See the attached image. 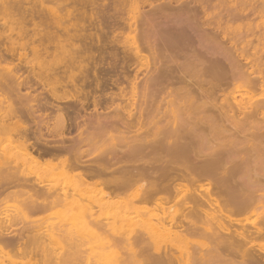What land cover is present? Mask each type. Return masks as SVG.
<instances>
[{
	"label": "bare ground",
	"instance_id": "6f19581e",
	"mask_svg": "<svg viewBox=\"0 0 264 264\" xmlns=\"http://www.w3.org/2000/svg\"><path fill=\"white\" fill-rule=\"evenodd\" d=\"M20 2L0 0V13L23 23ZM191 10L181 14L178 32L171 26L167 28L171 32L161 30L160 42L163 49L169 46L170 60L142 87L132 82L126 107L120 104L109 121L99 109L85 118L78 144H86L87 153L100 157V162L81 159L70 145L73 151L67 154L62 153L67 150L64 145L53 146L54 151L38 145L65 139L69 121L80 115L75 106L86 110L89 65L76 61L72 48L59 45L57 56L47 47L31 48L39 56L56 58L36 66L25 61L26 43L16 48L0 32V43L8 42L0 44L4 254L41 255L47 264H72L78 256L87 258L92 244L98 243L99 264L103 255L111 258L107 264H264V252L254 249L256 241L264 239V100L247 105L227 92L234 84L264 88V62L246 56L251 65L241 64L248 52L240 51L238 61L234 52L222 49L217 35L204 30L198 12ZM9 22L0 16V26ZM37 35L34 31L32 43L43 45L48 40L34 39ZM92 71L96 87L104 91V80L96 67ZM37 145L40 150L35 154ZM177 205L182 207L179 216L170 212ZM249 212L259 219L247 226L241 217ZM163 234L172 237L168 247L146 252L143 238ZM191 235L209 242L193 243ZM125 241L129 252L121 258L115 246Z\"/></svg>",
	"mask_w": 264,
	"mask_h": 264
},
{
	"label": "rangeland",
	"instance_id": "374dc122",
	"mask_svg": "<svg viewBox=\"0 0 264 264\" xmlns=\"http://www.w3.org/2000/svg\"><path fill=\"white\" fill-rule=\"evenodd\" d=\"M183 4L184 6H182ZM188 8L193 9L191 10L192 14L198 12L196 15H198L197 18L203 25L204 30L208 33L217 35L219 41L221 40L220 44H222V49L231 50L229 53L234 52L233 54L236 57L237 55L241 57L240 51L244 49V51L248 52V55H245L243 60V57H241V64L243 63L246 65L249 63L251 65L250 62L252 60L248 58L264 62V0H21L19 10L24 17V19L22 18V20H24L23 23H20L17 17L1 12L0 16L10 22L7 27L0 26V32L3 31L5 38L7 36V40H13L16 43V48L20 49V44L26 43L24 47L27 48L26 52L28 56L25 57V61H29L36 66L44 65L47 62L54 63L56 61L55 57L46 56L45 58L44 56L46 54L44 56H39L35 52H32L31 48L43 49L47 47L50 53L53 52V54L57 56L59 55V53H57L59 50L56 51V46L67 45L72 48L73 51L77 52L76 61H83V64H88L90 68L87 77L88 80L86 79L88 83L86 89L90 90L87 107L86 110H84L80 105L75 106V109H80V115H73V118L69 121L70 124L65 132L66 140L60 139L59 141V138H57L56 142V139H49L48 141H43V143L38 142V145H45L44 143L46 142V144L53 143L64 145L65 141L69 140L72 142L71 148L73 146L75 152L78 151L82 154L81 159H94L92 161L98 162L102 161L100 157L99 159H95L94 155L87 153L86 148H88V146L86 144H78V135L81 129L84 128V121L87 120L85 118L94 116L96 110L99 109L98 111L102 112L109 121V119L112 120V118H115L116 108L120 104L126 107L130 102L128 98L132 95V82H137L140 87H142L145 85L147 78L153 76L155 72H157L159 66L162 68L164 64L167 63V59L168 61L170 60L171 52L170 49H168L169 46H164L169 50L166 52L165 48L163 49L164 43H161L163 42V40H161L163 39L162 31L164 29L165 31L168 30L169 26H171L172 32H178V28H182L178 23L179 18L181 14L183 16V14L186 13L185 11H188ZM56 14L59 18L56 17ZM175 20L177 22H175ZM34 31L38 33L34 39L47 37L48 40L45 41L43 45H39V42L32 43L30 38ZM168 31L171 32L170 30ZM160 33L161 36H159ZM7 40H2L0 44H3L2 46L8 45V42H6ZM155 47H158L156 48L158 53H156L157 50ZM246 56L248 58H246ZM238 57L237 59L240 61ZM15 62H17V60ZM95 67L98 76L104 80V91L96 87L97 76L92 71ZM125 67L126 69H124ZM25 70L26 68L23 67L22 71ZM80 80H83V77H80ZM244 86L243 84L231 85L227 92H229V95L235 96L239 102L247 105L253 104L254 102L256 104V102L264 100L263 87H259L255 90ZM26 90V88L23 89V92ZM120 94L125 95V98H121ZM94 101H96L97 107L94 106ZM56 104L65 106V103ZM127 108L129 111L131 110L130 107ZM48 111L52 114L55 113L52 109L43 110L45 113ZM125 115L128 119H132L130 114ZM116 124L120 126V123L116 122ZM75 134L77 136L70 137V135ZM74 139L77 140L76 144ZM82 147L84 148L82 149ZM40 148L43 149L42 145ZM40 148L38 147L35 150V154H37ZM63 151V154L69 153L68 150ZM72 151L71 149L70 153ZM116 151L117 150H115V152ZM114 154L116 155L117 152L113 153V157L116 158ZM85 156L86 158H84ZM181 208L180 205H177L172 208L170 212L171 214H178L177 216H179ZM251 213L252 212L246 213L241 217L244 225L249 226L259 219L257 213ZM121 226L123 225H119V228H122ZM126 228H128L127 225H124L122 229L125 231ZM170 236L169 234H163L156 239H148V236H145L142 240V247H145L146 252L151 253L163 251L166 246L168 247L171 241L172 237ZM191 236L189 239L193 243L202 244L208 241L204 236H192L194 240ZM120 244H122L121 247ZM89 245L91 244L87 245L88 248L90 247ZM92 245L94 252H92L93 248L90 249L91 251L88 249L87 258H85L86 255L80 256L83 257L82 259L78 256L79 258L72 259V264L76 261L79 262V260V264L81 260H84L81 264H99L97 262L99 261L97 260L99 252H96L99 250V246L97 247L96 245L99 244L96 243ZM63 246L64 248L66 247L65 244ZM94 246L97 248L95 249ZM104 246H106V244ZM182 246L180 248L183 249ZM185 246L187 247V245H184V247ZM116 247L118 252L120 251L119 256L121 258H126L128 256L129 245L127 241L119 243V246L117 244L115 248ZM186 247L183 250H185ZM64 248L61 251H64ZM106 248L107 250H111L110 248L108 249V247ZM254 249L259 252H264V239L257 240ZM22 256L24 255H15L13 252L4 254L0 250V264H19L20 262V264H27L30 258H32V260L29 264H37V262L38 264H45L47 262L41 255H32V257ZM34 256H36L37 259ZM103 256L105 257V255ZM104 257H101L102 259L100 258V260H102L101 264H107V259L111 260L110 256H106L103 260ZM39 258H42L44 261L42 260L41 263ZM49 264L52 263L49 262ZM125 264H127V262ZM128 264L131 263L128 262Z\"/></svg>",
	"mask_w": 264,
	"mask_h": 264
},
{
	"label": "flooded vegetation",
	"instance_id": "af4514ba",
	"mask_svg": "<svg viewBox=\"0 0 264 264\" xmlns=\"http://www.w3.org/2000/svg\"><path fill=\"white\" fill-rule=\"evenodd\" d=\"M47 113H50V111H48ZM77 134V133H76ZM75 134V135H76ZM75 135H70V137H72V136H75ZM71 141H69V140H67L66 142H65V144H64V146L63 145H60V144H53V143H51V144H45V145H42V147H43V149L42 150H45V149H50V150H52L54 147H56L57 145V149H59L58 147L60 146V147H64V148H67V150L70 152L71 150H70V148H69V145H70V147H71ZM66 145H67V147H66ZM49 146V147H48ZM52 146V147H51ZM54 146V147H53ZM69 148V149H68ZM56 149V148H55ZM53 151H54V149H53ZM56 151V150H55ZM83 160H85V159H83ZM87 160V159H86ZM85 160V161H86ZM1 198H2V196L0 197V200H1Z\"/></svg>",
	"mask_w": 264,
	"mask_h": 264
}]
</instances>
